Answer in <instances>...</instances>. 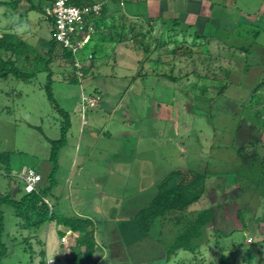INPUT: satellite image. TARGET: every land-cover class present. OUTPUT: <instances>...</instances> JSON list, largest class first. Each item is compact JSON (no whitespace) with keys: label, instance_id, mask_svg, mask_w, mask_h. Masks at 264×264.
I'll return each mask as SVG.
<instances>
[{"label":"rangeland","instance_id":"1","mask_svg":"<svg viewBox=\"0 0 264 264\" xmlns=\"http://www.w3.org/2000/svg\"><path fill=\"white\" fill-rule=\"evenodd\" d=\"M117 1L108 0L106 5L119 16L127 13L147 19L160 15L157 5L150 8L147 0H124V5ZM207 1L215 4L214 19L231 21L234 27L209 18L190 23L180 16L175 27L176 2L169 0V12L154 23L153 34L144 40L152 49L155 40L161 43L164 66H157L155 60L160 59L154 53L153 59L141 62L147 54L142 36L139 42L112 44L108 32L109 41L100 43L98 35L95 42L78 49L80 67L88 70L82 80L69 60L54 62L52 91L73 122L58 149L59 169L52 178L53 142L61 138L65 118L48 99V73L31 81L0 79V193L17 200L27 193L20 177L24 168L42 175L40 188L57 183L47 194L55 216L70 225L80 220L93 223L96 256L84 257V264L145 262L133 258V248L145 246L154 257L160 234L170 246L176 233L193 231L199 215L210 218L205 221L207 226L193 232L192 245L200 244L204 255L222 250L228 264L230 258L264 264L260 232H264V129L248 106L253 88L264 78V0ZM32 5L37 11L30 10ZM48 5V0H22L15 9L2 7V31L15 32L48 51L52 38V26L44 14ZM111 25L109 16L106 27ZM135 25L143 29L140 20ZM255 31L260 34L256 36ZM252 43H256L252 51H242ZM174 46H181L185 55H173ZM97 49L95 58H90ZM171 57L177 61L174 74L181 77L176 82L158 75L170 73ZM83 97L93 106L85 112ZM82 128L89 132L83 146L79 144ZM94 133L96 138L91 137ZM179 170L190 183L205 178L194 185L205 187V194L190 207L198 211L196 218L179 221L175 215L181 217L180 213H167L162 223L141 230L132 223L136 211L153 199L169 174ZM2 209L3 240L9 247L3 264H41L42 251L47 253L46 260L71 264L80 231L71 232L58 221L30 229L24 227L26 222L18 218L14 207L3 205ZM225 219L233 227L229 234H225ZM142 236L147 237L146 243L132 242ZM251 239L253 249L242 256ZM148 264L163 263L153 260Z\"/></svg>","mask_w":264,"mask_h":264},{"label":"trees","instance_id":"2","mask_svg":"<svg viewBox=\"0 0 264 264\" xmlns=\"http://www.w3.org/2000/svg\"><path fill=\"white\" fill-rule=\"evenodd\" d=\"M22 0H14L13 2L0 1V9L9 5L12 8H16L17 5L21 3ZM56 0H48L49 5L45 7L44 14L46 19L50 22L52 26V38L49 40L50 47L48 51L41 50L38 46L29 43V41L20 38L15 32H3L0 26V79L8 78V77H16L18 79L24 81H31L38 74L43 72L48 73V83L46 85V92L48 95V99L55 105L59 112L64 116L65 120L62 126V136L59 140L53 142V148L51 152L50 160L54 164L52 178L55 172L59 169L58 161H59V152L58 149L61 145L66 142L67 135L71 128V117L68 112L61 109L59 106L53 91H52V83H53V64L56 60H69L71 65L75 67L76 55L73 53L71 49L65 48L62 43H60L56 38V30H55V20L52 16L48 15L47 8L51 7ZM71 3L79 6V7H88L95 5L99 2L103 4V9L99 15L93 13L89 14L85 19V30L90 36L89 42L84 46L87 47L92 42H95L96 38L99 36L100 43L109 41L113 44H123L127 43L128 40L140 41L139 37L142 36L141 45H144V51L147 53L145 59L141 60V62H145L153 59V53L156 54L158 59L155 62L158 64L157 66H164V62L162 61V57L164 54L160 52L161 43L156 41V48L152 49V45L146 43L145 37L147 34H153L154 23L159 20V18L147 17V19H141L140 17L130 18L127 13H123L122 15H118L115 13H119L113 7H108L106 4L108 0H70ZM110 1V0H109ZM117 1V0H116ZM118 2V1H117ZM122 4V3H121ZM30 10H36L35 6L32 5ZM37 11V10H36ZM42 12V11H41ZM111 16L112 25L110 27L107 26V19ZM1 17V16H0ZM175 18V27H178L180 23V19ZM215 18V17H214ZM137 19L141 21L142 30H138L135 22ZM132 24H128L131 22ZM216 23H225L227 26L232 25L231 21H223L220 18L213 19ZM229 23V24H227ZM145 27L147 30L145 31ZM106 32L111 33L110 36H106ZM255 35H259V31L254 32ZM132 35V37H131ZM82 38V37H81ZM48 41V40H47ZM176 40H174L175 42ZM178 41V40H177ZM179 42V41H178ZM175 44V43H174ZM256 43H252L251 45L245 46L242 51H252L253 47ZM135 48V47H134ZM181 46H174L172 50V54L176 55H185L180 51ZM99 49V48H98ZM97 51H93L92 58L94 59ZM157 52V53H156ZM171 52V51H170ZM171 54V53H166ZM192 56V55H191ZM189 56V57H191ZM172 59L169 60L168 65L171 66V62H173V66L170 73H160L157 74L161 76H168L169 79L175 80V82L181 78L180 76H176L174 74L173 68L176 65V62ZM140 62V63H141ZM143 69L138 71L137 76L140 77L144 71ZM86 69V68H85ZM83 69V75H87L88 70ZM158 70V69H157ZM156 70V71H157ZM145 75V74H144ZM66 79V77H65ZM77 79V78H76ZM75 77H68L70 81H76ZM79 80V78H78ZM264 78L263 80L255 85L252 91L251 99L248 102V106L251 108V114L255 118V120L261 122V128L264 129ZM222 92V91H221ZM84 103V102H83ZM91 107L88 105V108ZM86 122V121H85ZM256 140V139H255ZM253 142V141H250ZM243 149V148H241ZM242 151V150H240ZM39 173V172H38ZM178 173L179 175H176ZM181 170L174 171L168 177V179L158 186V190L153 199L143 207L136 216V221L141 230L147 229L149 231L155 224L160 223L161 218H167V213H180L181 217L175 215V218L182 221L184 218H187L189 214L190 207L198 202L202 196L205 194V187L197 185L198 180L204 181V177L200 176L196 178L190 183L188 180L184 179V176L181 175ZM184 179V181H183ZM188 179V178H186ZM190 179V178H189ZM171 180L174 181L173 185H171ZM184 182H189L190 184L185 185ZM57 183L52 182L47 188H40L35 192L24 194L21 199L17 200L11 197L10 195H2L0 193V264H3V260L9 254L8 244L4 242L3 235L5 231V214L2 209L3 205L12 206L15 209V214L18 218L24 220L25 226L30 229H39L43 224L47 222L58 221V224L62 225L65 223V227L69 228L74 232L80 231L81 236L78 239L76 246L73 248L74 250V260L71 261V264H84L82 260L84 257L92 258L95 255L97 250V243L94 238L95 231L92 229L93 223L89 220H80L76 223L69 224L67 222L62 221L60 218L55 216V211L53 210V206L50 204L47 194L50 189L56 186ZM40 186V185H39ZM51 191V190H50ZM207 213V212H206ZM212 214V212H211ZM183 215V216H182ZM202 216L196 219V223H193L194 228L192 230H186L173 244V250L180 249H189L186 244L190 243V238L194 235L193 232L199 230V226L206 225L205 221H207L210 217H205L201 219ZM66 220V219H65ZM160 220V221H159ZM168 219L164 220L166 222ZM175 219L172 220L174 222ZM209 222V221H208ZM207 222V223H208ZM179 223V222H178ZM61 235H64L63 233ZM190 247V246H189ZM43 260L41 264H47V253L42 251Z\"/></svg>","mask_w":264,"mask_h":264},{"label":"crops","instance_id":"3","mask_svg":"<svg viewBox=\"0 0 264 264\" xmlns=\"http://www.w3.org/2000/svg\"><path fill=\"white\" fill-rule=\"evenodd\" d=\"M147 2L150 5V8L152 7V5H157L158 9L160 10V15L157 18H160L159 20H161L163 18V16L165 15V13L169 12L170 9V5H169V0H158V1H153V0H147ZM175 6H174V11L176 13V15L180 18H182L183 20H188L190 23H196L195 19L198 18L200 21V18H202L203 21H205V19H210L213 20V7H215L214 2L212 1H207V0H175ZM151 10V9H150ZM130 18H136V15H129ZM176 16V17H177ZM204 26V24H202ZM95 66V65H92ZM72 121V119H71ZM73 122V121H72ZM86 129L82 128L81 131V138H80V145L83 146V144L85 143V140H87L89 137V135H86ZM89 132H87L88 134ZM95 134V133H94ZM93 134V135H94ZM92 138H96L97 135L95 134V136H92ZM145 207V206H144ZM142 209V208H141ZM138 209L134 215L133 218V222L135 225H138L137 221H136V216L138 214V212L141 210ZM189 214L187 217L190 218H196L197 216V210H192L191 208L188 210ZM228 220L225 219V223L224 225L225 227V234H229L232 232V228H229V222H227ZM162 223V222H160ZM164 225V223H163ZM167 225H171V223L167 224ZM207 226V225H206ZM67 228V227H66ZM207 228H210L207 227ZM69 229V228H68ZM234 229H238L240 230L239 227H235ZM70 230V229H69ZM71 231V230H70ZM72 232V231H71ZM263 235V241L264 242V232L260 231ZM74 233H78V232H74ZM222 233V232H221ZM61 234V233H60ZM80 234V233H79ZM173 234V231H172ZM174 234H175V230H174ZM183 233L180 231V233H176L175 235H173V238L171 239V245L168 246L167 243L165 242L166 236H164L163 234H160V237L158 239V241L156 242V247H158L159 251L156 252L154 257L149 256L148 250L145 249V246L143 248H139L140 250H133L131 251L134 256L133 258H137V259H144L146 260L145 262H141V261H137L136 260H132V262L130 261L128 264H136L138 262V264H148L153 262V260H157L162 262L163 264H228V260L225 256V254L223 253L222 250L217 251V254L215 255L213 252L212 253H208V254H203L200 250V247H198L200 244H196V246L192 245V241L195 239L194 236H192L190 238V243L186 244L187 247L189 249H180V250H173V244L175 243V241L182 235ZM245 237H247L248 235L245 234ZM65 238V237H64ZM147 237L146 236H142V237H134L132 239V242H143L146 243L147 241ZM149 242V241H148ZM254 240L251 239L249 240V244L250 247L247 246L245 247V250H243L242 252V256L249 255L250 251L253 249V247H251V245L253 244ZM149 244V243H148ZM146 245V244H144ZM150 245V244H149ZM147 245V248H151V245L149 246ZM190 246V247H189ZM263 248V246H262ZM212 249V248H211ZM188 253L190 252V256L185 255L184 253ZM141 253V254H139ZM96 256V255H95ZM143 257V258H140ZM147 260H149V262H147ZM231 264H250V262H247L246 258L245 259H241L240 262H237L235 260V258H230ZM123 264V263H122ZM125 264H127V262L125 261Z\"/></svg>","mask_w":264,"mask_h":264},{"label":"built area","instance_id":"4","mask_svg":"<svg viewBox=\"0 0 264 264\" xmlns=\"http://www.w3.org/2000/svg\"><path fill=\"white\" fill-rule=\"evenodd\" d=\"M121 3L124 5V0H121ZM102 9L103 4L101 2L83 8L71 3L70 0H56L51 7L47 8L48 15L55 20L57 40L76 55L75 67L78 71L79 80H82L84 75H82L83 69L80 67L81 63L77 57V51L90 40V36L85 30V19L89 14L99 15ZM89 57L92 58V54ZM83 102L84 112L88 109V105L93 107L84 97ZM20 175L25 183L27 193L35 192L43 180L42 175L32 168H24ZM47 264H56V262L47 260Z\"/></svg>","mask_w":264,"mask_h":264}]
</instances>
